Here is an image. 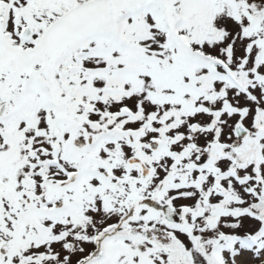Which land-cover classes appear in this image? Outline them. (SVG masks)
Listing matches in <instances>:
<instances>
[{"label":"snow or ice","instance_id":"snow-or-ice-1","mask_svg":"<svg viewBox=\"0 0 264 264\" xmlns=\"http://www.w3.org/2000/svg\"><path fill=\"white\" fill-rule=\"evenodd\" d=\"M0 264H264V0H0Z\"/></svg>","mask_w":264,"mask_h":264}]
</instances>
